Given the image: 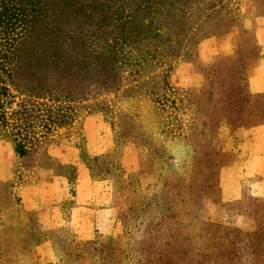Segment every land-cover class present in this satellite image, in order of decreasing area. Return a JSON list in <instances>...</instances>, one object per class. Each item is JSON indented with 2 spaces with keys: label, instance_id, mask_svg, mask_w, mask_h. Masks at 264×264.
Returning <instances> with one entry per match:
<instances>
[{
  "label": "rangeland",
  "instance_id": "374dc122",
  "mask_svg": "<svg viewBox=\"0 0 264 264\" xmlns=\"http://www.w3.org/2000/svg\"><path fill=\"white\" fill-rule=\"evenodd\" d=\"M260 1L43 0L29 27L1 14L0 143L13 145L15 175L0 178V264H264V199L225 203L220 194L225 140L258 121L261 99L246 89L242 58H198L201 42L242 26ZM74 44L85 56L51 55ZM186 62L199 85L174 81ZM89 114L114 131L116 150L91 156L90 166L94 179L113 180L120 214L110 231L80 238L45 228L21 188L35 166L73 186L74 166L49 148L84 146ZM130 142L135 170L123 162Z\"/></svg>",
  "mask_w": 264,
  "mask_h": 264
},
{
  "label": "crops",
  "instance_id": "0c3cea01",
  "mask_svg": "<svg viewBox=\"0 0 264 264\" xmlns=\"http://www.w3.org/2000/svg\"><path fill=\"white\" fill-rule=\"evenodd\" d=\"M257 9L258 13L242 26L198 45L202 63H210L218 55L242 58L246 89L252 97L261 99L253 106L258 121L238 125L225 140L228 160L220 168V194L225 203L241 201L247 195L264 199V0ZM202 79L189 62L180 64L174 74V81L183 86L199 85ZM82 125L84 146L56 143L49 148V153L61 163L74 166L73 186L67 174L35 166L34 180L21 188L25 209L37 212L45 228L68 227L80 238L110 231L120 214L113 180L94 179L90 166L91 156L116 150L114 131L99 114L87 115ZM123 162L129 170L139 166V149L135 143L125 146ZM14 175L13 145L4 140L0 143V178L10 181ZM68 199L72 200L69 207L65 205ZM44 246L50 247L51 243Z\"/></svg>",
  "mask_w": 264,
  "mask_h": 264
},
{
  "label": "trees",
  "instance_id": "16d2710c",
  "mask_svg": "<svg viewBox=\"0 0 264 264\" xmlns=\"http://www.w3.org/2000/svg\"><path fill=\"white\" fill-rule=\"evenodd\" d=\"M0 2V16L2 14V16H5V19H7L9 24L11 23L13 26L18 25L20 27H29L30 24L34 25L35 23H37L41 15L40 11L43 5V0H0ZM24 31L28 30L26 29ZM82 47H85V45L82 44V46L79 47L74 44L72 46L73 49H70L67 52H65V47H63L62 49H60L59 47L58 49H55L56 52L51 53V55L54 58L68 56L70 57L72 55L73 59H79L81 56H85V54L82 52L74 53L73 51ZM54 48L55 47L53 46V49ZM79 53L81 54V56H79ZM34 69H36L34 72L35 74L38 69L36 66L34 67ZM9 76L11 79L13 78L12 73H9ZM20 152L23 153V150H21Z\"/></svg>",
  "mask_w": 264,
  "mask_h": 264
}]
</instances>
